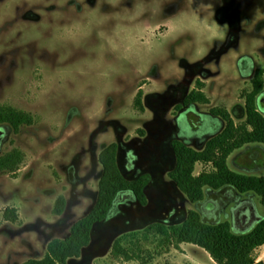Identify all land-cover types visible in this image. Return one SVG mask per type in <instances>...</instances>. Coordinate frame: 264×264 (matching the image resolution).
Wrapping results in <instances>:
<instances>
[{"label":"rangeland","instance_id":"374dc122","mask_svg":"<svg viewBox=\"0 0 264 264\" xmlns=\"http://www.w3.org/2000/svg\"><path fill=\"white\" fill-rule=\"evenodd\" d=\"M206 2L212 5L207 9L208 19L220 26V31L213 32L209 38L207 47L194 56L183 55L177 49L175 63L163 72L153 66L138 75L129 70L130 66H125L116 78L120 92L106 98L103 116L94 121L83 115L86 104L73 102L67 89L33 72L27 79L41 81L52 88L44 98L46 102H38V98L26 89V81H14L15 60L5 67V57L0 56V105L27 111L35 119L33 124L23 125L19 132L8 124L0 125L4 133L0 156L15 148L24 155L17 178L7 172L0 173V264H23L30 258H43L51 239L67 236L72 225L89 213L95 205L103 171L99 154L112 142L136 148L144 143L150 148L162 145L160 153L168 151L170 157L159 154L156 160L158 165L152 169L156 173L155 182L151 179L146 187L148 204L118 202L112 216L95 226L91 245L69 264H218L201 246L170 244L160 233L155 230L149 233L145 229L154 222L179 223L190 209H194L202 214L206 223L229 221L234 231L241 232L244 229L233 223L234 213L241 206L252 209L250 203L255 210H252L254 222L245 230L264 218V198L256 192L240 193L231 185L220 189L206 186L204 200L192 203L170 177L177 163L172 139L174 130L179 129L178 121L186 125L180 140L194 149H203L209 138L227 125L222 117L207 113L218 107L229 111L236 123H243L247 112L242 93L253 90L252 78L259 67H264V0L245 4L236 17L239 23L234 25L218 20L217 10L223 5L222 0ZM74 3L75 0H53L51 4L48 0H0V22L14 25L18 38L19 33L27 35L29 28L34 34L35 26L43 30L52 23L51 18L38 9L50 13L57 4H63L65 18L71 20L96 7L98 0H80L73 6ZM99 3L103 4V0ZM21 4L23 9L18 7ZM171 11L174 8H170ZM159 28L157 24L156 29ZM152 31L154 29H149V33ZM4 39L0 34V43ZM146 43H150V37ZM29 48V55H34L35 45ZM21 51L14 49L11 55L17 57ZM82 54L78 53L73 60ZM42 58L55 67V57L45 55ZM20 66L23 68V61ZM198 79L206 83V101L179 107L185 95L196 88ZM67 83L69 89L76 87L71 80ZM140 89L143 91L141 107L135 102ZM41 90L36 89L37 92ZM88 91H94V87L90 85ZM262 96H258V105L264 114ZM122 158L125 176L129 179L139 176L127 170ZM228 165L239 173L264 175V144L253 143L235 151ZM142 168L143 173L148 172V163ZM213 168L212 164L198 162L194 174ZM60 196L66 198V207L63 214L58 215L54 208ZM9 206L17 209V222L4 219V210ZM119 238L134 253L133 259L113 256V247ZM138 255L147 262L139 261ZM253 255L258 261L264 260V245Z\"/></svg>","mask_w":264,"mask_h":264},{"label":"trees","instance_id":"16d2710c","mask_svg":"<svg viewBox=\"0 0 264 264\" xmlns=\"http://www.w3.org/2000/svg\"><path fill=\"white\" fill-rule=\"evenodd\" d=\"M205 84L203 80L198 79L196 88L191 90L183 103L178 106L183 108L205 102ZM252 85V91L242 93V98L246 100L247 112L243 123H236L229 111L214 107L210 113H207L208 116L222 117L227 125L212 135L203 149H194L178 139L172 142L177 163L170 177L192 203L204 200L206 186L220 189L231 185L240 193L253 191L264 198V175L239 173L228 165V158L235 150L248 144H264V114L258 105V96H264V67L256 70ZM142 96L143 91L140 89L135 100L137 106H142ZM34 121L33 115L27 111L9 105H0V125L8 124L15 132H19L23 125H31ZM119 148L118 142H112L99 154L103 171L99 181L98 196L89 213L72 225L67 236L51 239L43 258H30L23 264H69L71 259L80 258L84 250L91 245L95 226L112 216L118 202L123 201L125 204H129L130 201L138 202L143 206L148 204L146 187L151 181V175L145 173L136 179L127 178L119 161ZM23 161L24 155L20 149L11 150L0 156V173L7 172L17 178ZM198 162L212 164L214 168L195 175L194 167ZM250 206L255 212L251 203ZM65 207L66 198L60 196L56 201L54 212L61 215ZM242 209L241 206L237 210L243 212ZM3 216L5 220L11 222H17L19 218L17 209L12 206L5 208ZM153 230L160 233L170 244L192 243L201 246L218 264H264V260L258 261L253 255L258 247L264 245V218H260L250 230L236 232L229 221L206 223L200 212L190 209L179 223L154 222L145 229L149 233ZM122 241L120 238L116 240L113 256L133 259L134 253L128 250ZM137 259L142 263L147 262L142 260L140 255Z\"/></svg>","mask_w":264,"mask_h":264},{"label":"clouds","instance_id":"9594fccd","mask_svg":"<svg viewBox=\"0 0 264 264\" xmlns=\"http://www.w3.org/2000/svg\"><path fill=\"white\" fill-rule=\"evenodd\" d=\"M52 2L48 0V4ZM18 7L23 9L24 5ZM63 7L57 4L50 13L38 9L48 15L52 23L43 30L35 26L34 34L29 28L27 35L19 33L18 38L14 25L0 22V34L5 36L0 43V56L5 57V67L15 60L14 81H26V89L38 102L45 103L44 98L52 88L41 81L27 79L33 72L67 89L73 102L86 104L83 115L89 121L100 119L105 112L106 98L120 92L116 78L122 68L130 66L129 70L138 75L153 66L158 71H167L168 66L175 63L177 49L183 55L194 56L207 47L213 32L220 31L219 24L208 19L207 9L212 5L206 0L191 3L186 0H103V4L98 0L96 7L71 20L65 18ZM170 8L174 11L169 12ZM157 24L159 29H156ZM6 25L11 26L6 28ZM149 29L154 31L149 33ZM149 37L150 43H146ZM30 45H35L36 49L31 56ZM17 48L22 51L14 57L11 53ZM78 53L83 54L73 60ZM45 55L55 57V67L42 58ZM69 80L76 84L74 89L68 88ZM90 85L94 91H88ZM38 88L42 90L37 92Z\"/></svg>","mask_w":264,"mask_h":264},{"label":"flooded vegetation","instance_id":"af4514ba","mask_svg":"<svg viewBox=\"0 0 264 264\" xmlns=\"http://www.w3.org/2000/svg\"><path fill=\"white\" fill-rule=\"evenodd\" d=\"M251 0H222L223 5L220 7L219 10H217V13L219 14L218 20L222 22H227L230 23L231 25L238 24L239 22L236 20V17H238L239 12H241L245 4H249ZM188 95V94H187ZM185 95V97L187 96ZM185 97L181 101L183 103ZM263 97V96H262ZM261 97V99H262ZM178 127L179 129L174 130V138L172 139V142L176 139L180 140V135L182 132L185 131L186 125L182 121H178ZM2 131V128H0ZM3 132V131H2ZM185 137V136H184ZM120 148H119V161L121 164V158L124 160L125 164L127 165V170L128 171H135V173L139 176L133 178L136 179L143 174V164L148 163V172L151 175L152 181L155 182V172H152V169H155L158 164H156V160L159 157V154H162L165 156V158H169V153L168 151H162L161 147H152L150 148L148 143H144L141 148H136V147H128L127 145L119 142ZM166 144V143H164ZM170 146V143H169ZM122 168V164H121ZM123 170V168H122ZM131 203V201L129 202ZM243 212L240 210H236L234 213V218H233V223L238 226L241 229H247L249 225L251 226L254 222L253 218V211L250 209L248 206L243 207ZM171 212H174V208L171 210ZM250 230V229H249Z\"/></svg>","mask_w":264,"mask_h":264},{"label":"crops","instance_id":"0c3cea01","mask_svg":"<svg viewBox=\"0 0 264 264\" xmlns=\"http://www.w3.org/2000/svg\"><path fill=\"white\" fill-rule=\"evenodd\" d=\"M248 145H249V144H248ZM246 146H247V145L243 146L242 148H240V150H242V149L245 148ZM261 146H263V145H261ZM237 150H239V149H237ZM237 150H235V151H237ZM235 151H234V152H235ZM234 152H233V153H234ZM233 153L230 155V157L233 155ZM230 157H229V158H230ZM229 158H228V159H229Z\"/></svg>","mask_w":264,"mask_h":264},{"label":"water","instance_id":"95a60500","mask_svg":"<svg viewBox=\"0 0 264 264\" xmlns=\"http://www.w3.org/2000/svg\"><path fill=\"white\" fill-rule=\"evenodd\" d=\"M3 136H4V133L0 130V142H1L2 138H3Z\"/></svg>","mask_w":264,"mask_h":264}]
</instances>
